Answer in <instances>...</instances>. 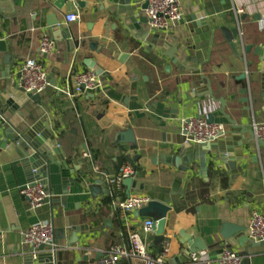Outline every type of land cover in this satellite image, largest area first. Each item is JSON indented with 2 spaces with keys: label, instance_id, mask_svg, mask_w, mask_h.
Masks as SVG:
<instances>
[{
  "label": "crops",
  "instance_id": "0c3cea01",
  "mask_svg": "<svg viewBox=\"0 0 264 264\" xmlns=\"http://www.w3.org/2000/svg\"><path fill=\"white\" fill-rule=\"evenodd\" d=\"M58 1L62 0H17L16 6H12L13 15L1 14L0 73L9 69V63H14L12 76L16 79L20 65L31 58L55 81V87L49 84L37 94L39 104L27 100L22 106L19 112L24 122L18 129L21 132L36 122H49L58 134L76 183L67 189L66 208L52 206L49 200L31 211L27 200L19 193L28 183L19 163L0 164V264H23V257L30 249L23 233L33 224L44 221L53 225L56 264H98L111 247L126 246L128 235L133 231L139 234L153 256L159 254L156 250L160 252L163 244L168 245L165 264H175L174 258L185 251L180 233L200 238L208 247L199 263L218 262L224 245L219 236L221 226L226 223L244 228L243 234L248 237L252 212L264 215V149H257L253 143L248 149L243 148L242 158L235 163L240 170L231 172L215 160L214 152L194 144L193 155L183 157L178 167L172 165V143L183 131V122L203 113L211 114L215 124L224 126V135L218 141L230 136L226 115L249 132H252L253 121L264 122L263 114L244 110L251 106L241 102L247 95L239 93L248 84L246 79L237 78L242 73L251 75L253 69L247 68V63L255 60L252 53L246 55L237 41L234 54L219 31L212 41L209 34H201L195 41V36L180 23L167 33L151 31L146 25V31L164 35L167 41H171L170 34L176 36L181 48L175 57L186 68L183 71L154 49L147 50L124 29L117 16L116 0H64L59 11L54 7ZM80 2L85 6L81 8ZM179 3L183 18L195 8H205L217 27H239L245 46L254 47L256 38L264 37V0H234V3L230 0H179ZM239 8L243 13L237 15L234 12ZM76 12L80 14V21L71 24L69 31L84 45L78 48L73 71H88L82 62L89 58L103 71V76L98 77L97 88L71 101L59 95L57 89L64 88L76 53H70L64 40L65 28L51 31L46 27V17L54 13V17L64 23L66 14ZM139 14L145 17V11ZM255 15L260 17L259 21L253 20ZM242 16L245 18L241 19ZM42 34H48L55 42V49L47 55L39 51ZM166 66H170L169 70H165ZM199 67L209 80L211 97L193 95L189 70ZM127 129L133 131L135 147L114 142L116 133ZM243 138L244 143L253 142L249 135ZM238 151L239 148H235L237 154ZM84 153H88L90 159L83 157ZM126 165L134 169V180L145 185L170 187L175 179L181 182L177 195L171 197L164 241L159 246L154 245V234L146 235L140 228L150 219L135 218L133 213L123 217L120 212L119 219L127 230L123 238L114 230L116 210L111 205H102L103 194L93 198L89 193L94 180L104 179L95 173L113 177ZM49 169L51 193L58 196L61 194L58 169L54 165ZM98 187L112 193L102 182ZM120 191L126 199V189L123 187ZM117 200L121 197L117 196ZM93 214L96 216H91ZM107 220L110 227L105 226ZM76 226L88 229L78 234L77 244L68 247L64 229ZM111 232L114 238L110 237ZM235 239L230 240L229 246L242 264H264L263 244L255 243L254 250L244 254V248ZM187 264H191L190 260Z\"/></svg>",
  "mask_w": 264,
  "mask_h": 264
},
{
  "label": "water",
  "instance_id": "95a60500",
  "mask_svg": "<svg viewBox=\"0 0 264 264\" xmlns=\"http://www.w3.org/2000/svg\"><path fill=\"white\" fill-rule=\"evenodd\" d=\"M16 4L17 0H0V17L4 12L13 15L12 6L15 7ZM64 4V0L58 1V3L54 4V7L59 11ZM79 6L82 8L85 6V3L80 2ZM147 7L148 5L145 1L140 4L138 0H116L117 16L121 18L124 29L131 33L135 40L143 43L147 47V50L154 49L162 57L168 59L171 64L183 71L186 70L175 57L181 45L176 43V36L174 34H170L171 41H167L166 36L150 33L144 29L148 21L146 17L141 16L139 13L145 11ZM54 16V13L47 15L46 27L50 28L51 31L60 28L64 29L61 22ZM244 18L245 16L241 17V19ZM259 18L258 15H255L253 20L259 21ZM180 24L185 25L187 31L195 36V41L197 40V36L201 34H209L212 41L215 32L219 31L234 54L236 53L235 43L237 41L241 43L246 55L252 53L255 60L247 63V68L253 69L251 75L247 76L246 73H242L237 78L238 80L246 79L248 84L239 93L245 96L247 95L241 101L251 106L244 109L246 112L251 109L253 113L264 115V37H257L256 46L254 47L251 45L245 46L241 39L239 27L232 29L217 27L208 17L205 8H195L190 15L183 18ZM64 30V40L69 47L70 53L73 54L75 49L84 45V42L75 40L69 30ZM82 64L97 77L103 76V71L91 59H84ZM201 67L189 70V75L192 79L190 87L194 90L193 95L195 98H201L205 95L211 97L212 91L209 80L203 75ZM13 68L14 63H9V69L0 73V164L12 161L18 162L27 177L28 183L43 179L47 191L51 195L50 203L52 206L55 204L56 206L66 208L67 189L68 187H74L76 179L71 177L72 170L68 167L67 156L58 142V134H56L55 128L50 127L49 122L39 121L29 128L23 129L21 132L19 131V126L24 122V118L19 110L27 100L39 104L40 97L39 95L32 94L25 95L17 89L15 78L12 76ZM169 68L170 66H166L165 70H169ZM47 80L52 87H55L56 83L50 76L47 77ZM225 118L230 124V136L224 138L222 141L215 140L210 143L200 144L199 146L203 147L205 151L214 152L215 160L220 161L223 168L235 172V170H240V168H236L235 163L242 158L243 148L248 149L251 143H253L257 149H264V141L255 140L251 131L249 132L242 127H238L236 122L229 116L226 115ZM207 121L209 124L214 123V118L211 114L207 116ZM244 135H249L253 142L246 140V143H244ZM187 140L190 139H186L184 131L176 135L175 141L172 143L174 146L171 151L170 162L172 165L178 167L183 157L193 155L194 146ZM114 142L120 145L136 146L135 137L131 129L116 133ZM237 147L239 148L238 154L235 152V148ZM50 165H54L58 169L61 185V194L58 196H52L51 187L49 186ZM181 170L185 171V168ZM231 174L235 175L236 173ZM180 184L181 182L175 179L173 185L170 187L152 186L137 182L131 178L123 180L121 184L126 189V197H129L132 193H145L152 199V202L145 208L133 212V216L135 218L150 219L151 228L154 232L155 246H159L164 241L166 217L171 210V197L177 195ZM100 185V180H94L93 185L88 188L93 198L98 194L106 195L109 193L105 189H100L98 187ZM109 222V220L105 221L106 227H110ZM86 229L88 227L84 226L64 229L65 236L68 240V247L71 244H77L78 234L84 233ZM244 231V228L226 223L223 224L219 230V236L224 242L220 255H222L225 249L231 250L229 242L232 238H236V243L244 248V254L251 253L256 244L243 234ZM179 235L181 242L185 245V251L180 257L174 258L175 264H187L189 263L191 254L204 253L209 250L200 238L183 235L181 233ZM261 244L264 245V243ZM156 251L159 253V249ZM213 261L215 260L213 259ZM23 264H56V251L47 253L42 246L37 249L30 247L28 253L23 257ZM211 264L219 263L215 261Z\"/></svg>",
  "mask_w": 264,
  "mask_h": 264
},
{
  "label": "built area",
  "instance_id": "2783aa9c",
  "mask_svg": "<svg viewBox=\"0 0 264 264\" xmlns=\"http://www.w3.org/2000/svg\"><path fill=\"white\" fill-rule=\"evenodd\" d=\"M148 7L145 10V17L148 21L147 25L151 31L157 33H167L171 31L183 20V13L181 11L179 0H143ZM234 3V0H230ZM235 10V9H234ZM237 15L243 13V9L235 10ZM80 21L79 13H70L64 16V23L62 27L69 30L71 24ZM2 38L0 36V42ZM55 49V42L48 34H42L39 42V51L41 55H47ZM78 49L74 50V57L72 60L71 70L67 75L65 86L62 89H57V93L74 101L75 99L86 95L88 92L94 90L99 86L98 77L90 70L85 72H74L73 68L77 59ZM47 73L42 65L35 59H26L19 67L16 75L17 89L23 94L37 95L42 93L48 86ZM224 126L221 124H209L206 113L192 117L183 122V131L186 139L194 145L206 144L218 140L224 134ZM251 130L255 140L264 141V122L257 123L255 121L251 124ZM83 157L89 158L88 153H84ZM98 178L102 177V183L109 186L112 191L113 187L121 185L123 180L131 178L135 179L134 169L126 165L119 169L118 173L113 177H106L101 173H95ZM29 205L31 211L37 210L44 203L50 200L51 195L47 191L43 179L35 180L27 183L20 191ZM152 199L145 193H136L130 195L124 200H117L111 203L114 210H119L123 217L127 214L145 208ZM142 232L146 235H153L151 228V221L147 220L140 226ZM23 239L26 245L34 247H44L47 253H53L57 250L54 241L53 225L49 221L39 222L29 227L23 233ZM248 239L254 243H264V215L253 211L249 228ZM169 255L168 245L163 244L162 250L158 255L153 256L147 250L141 237L137 232H130L128 235V243L126 246L117 245L111 247L98 261V264H131L138 262V264H165V260ZM204 253L191 254L190 263L197 264L201 261ZM219 264H242L241 258L232 250L225 249L218 260Z\"/></svg>",
  "mask_w": 264,
  "mask_h": 264
},
{
  "label": "trees",
  "instance_id": "16d2710c",
  "mask_svg": "<svg viewBox=\"0 0 264 264\" xmlns=\"http://www.w3.org/2000/svg\"><path fill=\"white\" fill-rule=\"evenodd\" d=\"M122 188H123L122 185H118V186L113 187L111 194L110 193L106 195L103 194V198L101 200L102 205L103 206L111 205V203L115 200L117 196H120L121 200H124V197L122 196L121 191H120V189ZM97 215L99 216V213ZM91 216L95 217L96 215L93 214ZM119 217H120V211L116 210V212L114 213V226H115L114 230L116 229L123 235V238H126L127 230H126V227H124L123 224L121 223ZM110 237L114 238V232L113 233L111 232Z\"/></svg>",
  "mask_w": 264,
  "mask_h": 264
}]
</instances>
